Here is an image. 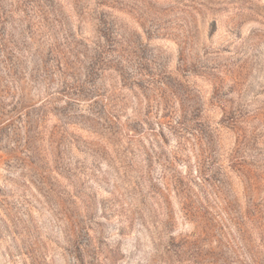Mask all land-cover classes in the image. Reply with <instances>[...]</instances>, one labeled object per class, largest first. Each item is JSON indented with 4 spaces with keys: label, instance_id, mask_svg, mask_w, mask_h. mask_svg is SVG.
I'll list each match as a JSON object with an SVG mask.
<instances>
[{
    "label": "rangeland",
    "instance_id": "obj_1",
    "mask_svg": "<svg viewBox=\"0 0 264 264\" xmlns=\"http://www.w3.org/2000/svg\"><path fill=\"white\" fill-rule=\"evenodd\" d=\"M0 264H264V0H0Z\"/></svg>",
    "mask_w": 264,
    "mask_h": 264
}]
</instances>
